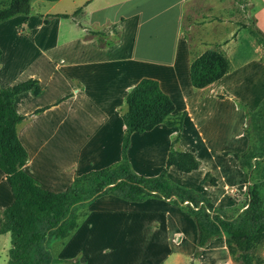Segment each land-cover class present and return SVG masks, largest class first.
Returning a JSON list of instances; mask_svg holds the SVG:
<instances>
[{"label":"crops","instance_id":"obj_1","mask_svg":"<svg viewBox=\"0 0 264 264\" xmlns=\"http://www.w3.org/2000/svg\"><path fill=\"white\" fill-rule=\"evenodd\" d=\"M38 1L45 0L33 4ZM193 1L199 0L46 1L50 6L43 15L34 17L32 11L8 21H16L19 41L0 45V89L30 79L39 82L41 94L31 90L17 96L15 108L26 117L18 126L29 155L25 171L44 189L61 193L77 177L121 161L127 112L122 104L142 79H153L171 98L176 112H185L179 147L194 153L200 162V168L191 173L171 167L169 179L174 176L181 184L177 186L190 190L182 182L195 177L202 190L198 194L210 199L225 219L234 221L244 213L249 203L244 199L253 184L232 155L246 152L250 145L244 130L247 113L238 103L255 113L264 102V46L242 27L246 24L224 25L219 33L230 34L222 42L213 35V40L208 36L205 42L227 55L231 70L214 84L195 89L193 52L182 31ZM257 1L254 25L264 34V0ZM79 10L70 19L53 18L73 16ZM211 25H203V31L213 29ZM212 29L207 31L211 34ZM242 31L249 36L242 38ZM230 49L235 50L234 59ZM21 60L23 67L13 74L12 68ZM49 90L54 98L45 101ZM43 108L48 109L35 114ZM176 133L160 125L134 134L129 149L132 169L143 177L159 176ZM160 150L164 157L154 163ZM206 175L210 179L204 181ZM239 181L240 189H235L232 184ZM257 184H264V177ZM111 197L123 201H105ZM152 198L131 202L108 194L81 204L78 226L59 240L62 257L54 258L59 262L53 264H241L230 255L224 236L199 248L195 221L169 200ZM13 203V192L0 170V220ZM7 235L1 234L0 225V237Z\"/></svg>","mask_w":264,"mask_h":264},{"label":"trees","instance_id":"obj_2","mask_svg":"<svg viewBox=\"0 0 264 264\" xmlns=\"http://www.w3.org/2000/svg\"><path fill=\"white\" fill-rule=\"evenodd\" d=\"M34 1L0 0V24L18 16L30 15ZM45 1L55 3L59 0ZM236 1L245 5L244 0ZM81 12L79 10L73 16L57 15L53 18L70 19ZM45 23L48 24L49 21L45 20ZM242 27L264 46V34L255 25ZM182 31L185 35L184 21ZM190 47L193 52V47ZM2 55L0 47V61ZM230 70L231 63L227 55L219 49L210 48L198 57L193 55L192 86L197 90L204 89L222 79ZM31 90L37 96L41 94L37 80L30 79L16 86L0 89V170L5 174L14 195L13 205L3 212L0 220L1 234H10L11 237L9 264L59 262L46 249L48 241L69 237L78 226V207L88 200L108 194L131 202L143 201L147 197L169 200L195 221L199 231V248L205 247L214 238L224 236L228 251L236 261L241 264H264V260L258 259L252 253L256 247L264 245V198L260 184L249 187L248 207L241 214L244 215L243 221L238 224L236 220L230 221L219 215L210 199L180 188L169 179L168 171L171 167H176L182 173H191L200 168V162L194 153L180 149L186 114L176 112L173 101L162 91L158 81L142 79L126 99L128 110L123 115L125 134L122 139L121 161L114 166L77 177L61 193L44 189L25 171L29 155L19 139L18 126L26 117L17 113L15 99ZM46 109L48 108L39 109L35 114ZM252 115L260 121L264 120V102ZM160 125L177 131L170 146L166 167L157 177L140 176L132 169L129 161L131 138L136 133L150 132ZM232 155L242 168L250 171L252 161L257 159L251 143L246 152ZM208 179L209 175H206L204 181ZM246 179L249 182V172ZM212 211H215L213 218L209 214Z\"/></svg>","mask_w":264,"mask_h":264},{"label":"rangeland","instance_id":"obj_3","mask_svg":"<svg viewBox=\"0 0 264 264\" xmlns=\"http://www.w3.org/2000/svg\"><path fill=\"white\" fill-rule=\"evenodd\" d=\"M244 1H245V5H240L236 0H199V1H193L190 3V5L187 7V10H186L184 24H185V32H186L185 36L188 39L190 45L193 47L194 57L201 56L203 53H205L207 50L210 49L209 47H207L208 46L207 42H205L208 36L210 39H212V35H213L215 36V39L217 41L222 42L227 37V35L230 34L229 31L226 32L227 33L226 35L219 33L220 32L219 30L223 28L224 25H227L229 23H232V24L234 23L236 25L246 24V25L254 26L253 15L255 11L260 7V3L257 0H244ZM40 4H45V5H40ZM49 6H50L49 3H47L46 1L35 2L32 7L33 16L38 17V14L43 15ZM15 23L16 21L15 22L11 21L10 23L5 22V23L0 24V45L1 46L2 45L6 46L7 43L9 44L18 43L19 39L16 33L18 31L14 27ZM207 24L213 25V29L211 27L212 29L211 34L208 32L211 29H206V31H203L202 29L203 25H207ZM61 35L63 38L67 36L66 32L65 33L63 32ZM241 36L242 38H244L246 36H249V34L247 32L242 31ZM23 38L26 39V36L24 35ZM228 53L234 59L235 50L230 49L228 50ZM7 54H8V51L5 55V59H7ZM25 60H26V57L24 58V61ZM5 65L6 63L4 62V66ZM22 67H23V60H21L19 65L12 68L13 74L19 73ZM53 98H54V95L51 94L50 90L47 91L45 95V101H50ZM238 105L240 108L245 110L247 113V123L244 126V130L249 140V143L252 144L253 152L255 156L257 157V161H254L251 164V168H250L251 171L248 170L247 168H241V170L244 171L245 179H246L247 172H249V179H248L249 183L257 184L264 177V120L260 121L258 117H254L252 115L254 114V112H250L248 108L246 107V105L243 104L242 102H239ZM122 109L127 111L126 102L122 104ZM248 113H251V115L248 116ZM66 129H68L67 126H65V130ZM52 133L50 132V135H52ZM155 154L156 156L152 154L154 156L153 157L154 163H160L162 161L161 159H163L164 157V152L160 150ZM195 176L197 177L198 175H195ZM172 177L173 178L171 181L175 185H181L177 183L178 180L174 176ZM195 179H196L195 177H189L188 182H182V181L181 182L184 185L187 184L188 186H190V190H192L193 192L200 193L202 191L200 190L201 185L198 182H194ZM241 183L242 182L239 181L237 184L233 183L232 185L234 186L235 189L237 188L240 189L239 186L241 185ZM235 185H237L238 187ZM250 185L251 184H249V186ZM260 186H261V195L264 198V184H260ZM228 195L231 196L230 191H228ZM105 201L106 202H119L123 200L118 199V198L115 199L111 197V198H106ZM244 201L247 203L248 198L246 197ZM123 203L126 204V202H123ZM200 207L203 209V206L201 204H200ZM217 212L219 213V211ZM214 213L215 211H212L211 213H209L212 218L214 217ZM243 216L244 215H240L237 217L236 221L238 224L243 221ZM5 240H8V243H6V246H5ZM7 247H8V250H5L7 249ZM10 248H11L10 236L9 235H7L6 237L1 236L0 237V264H9V249ZM46 249L51 253L53 258L57 259V258L62 257L61 256L62 250H63L62 241L49 240L48 243L46 244ZM108 253L109 255H111L112 251H109ZM252 253L258 259L264 260V245L256 247ZM233 259L235 260V258Z\"/></svg>","mask_w":264,"mask_h":264},{"label":"built area","instance_id":"obj_4","mask_svg":"<svg viewBox=\"0 0 264 264\" xmlns=\"http://www.w3.org/2000/svg\"><path fill=\"white\" fill-rule=\"evenodd\" d=\"M186 204H188V202H187ZM201 205H202V204H201Z\"/></svg>","mask_w":264,"mask_h":264}]
</instances>
